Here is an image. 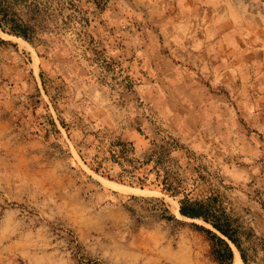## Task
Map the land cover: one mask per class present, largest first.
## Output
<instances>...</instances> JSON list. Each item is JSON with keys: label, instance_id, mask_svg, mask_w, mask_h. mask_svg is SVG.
<instances>
[{"label": "rangeland", "instance_id": "rangeland-1", "mask_svg": "<svg viewBox=\"0 0 264 264\" xmlns=\"http://www.w3.org/2000/svg\"><path fill=\"white\" fill-rule=\"evenodd\" d=\"M50 2L0 30V264H218L163 183L264 264V0Z\"/></svg>", "mask_w": 264, "mask_h": 264}, {"label": "trees", "instance_id": "trees-1", "mask_svg": "<svg viewBox=\"0 0 264 264\" xmlns=\"http://www.w3.org/2000/svg\"><path fill=\"white\" fill-rule=\"evenodd\" d=\"M28 3L27 0H0V30L1 32L21 38L24 41L31 42L35 39L36 34L40 32H53L47 24L49 16L48 6L40 7L39 0ZM45 3L52 6L50 0H45ZM22 6L28 17L23 19L15 10V7ZM42 45V43H41ZM41 84L44 93L48 95L45 82L40 74ZM49 126L52 131L59 134L57 126L53 120H49ZM60 126L65 129L62 121L59 120ZM45 138V136H44ZM149 160V158H148ZM161 190L175 198L179 194H183L179 199V208L177 212L186 219L200 220L208 225L210 229L201 226L193 225L196 230L203 231L212 242V254L218 264H232L233 252L230 243L238 251L241 261L245 264L246 259L243 255L242 248L236 232L231 228V221L225 214L223 209L216 204V198H209L206 201L189 198V195L184 192L179 186L163 183ZM171 219H174L171 217Z\"/></svg>", "mask_w": 264, "mask_h": 264}, {"label": "bare ground", "instance_id": "bare-ground-1", "mask_svg": "<svg viewBox=\"0 0 264 264\" xmlns=\"http://www.w3.org/2000/svg\"><path fill=\"white\" fill-rule=\"evenodd\" d=\"M111 187L113 189H116V188H118L120 186L119 185H111ZM232 264H241V260L239 258V255H238L237 251H235V256H234V259H233V263Z\"/></svg>", "mask_w": 264, "mask_h": 264}]
</instances>
